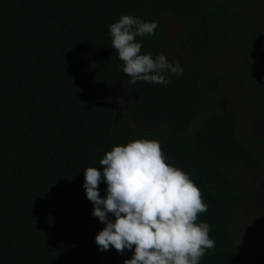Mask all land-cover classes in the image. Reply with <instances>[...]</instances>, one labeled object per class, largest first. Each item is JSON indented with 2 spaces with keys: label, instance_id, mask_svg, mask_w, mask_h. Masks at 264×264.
Masks as SVG:
<instances>
[{
  "label": "trees",
  "instance_id": "trees-1",
  "mask_svg": "<svg viewBox=\"0 0 264 264\" xmlns=\"http://www.w3.org/2000/svg\"><path fill=\"white\" fill-rule=\"evenodd\" d=\"M121 15L156 21L155 35L136 38L142 54L164 53L183 75L130 84L109 35ZM263 17L264 0H0V264H105L84 170L136 140L158 141L208 205L197 223L215 247L200 264H264L235 227L249 193L232 169L261 168L259 142L237 137L238 113L215 103L231 73L206 67L236 46L231 72L248 80L249 108L264 119Z\"/></svg>",
  "mask_w": 264,
  "mask_h": 264
},
{
  "label": "clouds",
  "instance_id": "clouds-1",
  "mask_svg": "<svg viewBox=\"0 0 264 264\" xmlns=\"http://www.w3.org/2000/svg\"><path fill=\"white\" fill-rule=\"evenodd\" d=\"M156 21L121 15L109 25L112 49L122 61L130 84L138 81L167 86L168 75L180 77L183 67L164 53L142 54L137 37L155 35ZM158 141L136 140L115 146L100 160V170H84L83 188L93 204L92 215L104 225L95 236L101 252H133L124 264H200L209 249L211 227L197 223L208 210L189 175L166 163ZM106 185L101 198L99 185Z\"/></svg>",
  "mask_w": 264,
  "mask_h": 264
},
{
  "label": "rangeland",
  "instance_id": "rangeland-1",
  "mask_svg": "<svg viewBox=\"0 0 264 264\" xmlns=\"http://www.w3.org/2000/svg\"><path fill=\"white\" fill-rule=\"evenodd\" d=\"M264 18V17H263ZM235 48H229L226 55L231 57L235 52ZM222 55L224 56L225 54ZM179 54L176 50L171 52V58L177 59ZM215 63V62H214ZM209 64L208 68H214ZM262 73V71H261ZM247 86L246 82H234L229 85L227 91L221 94L219 102L221 105L233 106L238 113L245 117V110L241 108L240 96L245 93ZM245 124V121H243ZM264 133V129H263ZM234 171V182L243 190L247 191L251 198L248 199L237 212V225L235 227L240 229L241 243L243 246L253 252L264 254V170L251 173L242 174L235 172L236 167H232ZM132 251L125 250L123 254L118 253L115 249L104 251L105 264H124V261L131 259Z\"/></svg>",
  "mask_w": 264,
  "mask_h": 264
},
{
  "label": "flooded vegetation",
  "instance_id": "flooded-vegetation-1",
  "mask_svg": "<svg viewBox=\"0 0 264 264\" xmlns=\"http://www.w3.org/2000/svg\"><path fill=\"white\" fill-rule=\"evenodd\" d=\"M172 22H171L172 25H171L170 37L168 39L170 40V42L172 41V43H170V45L172 46L171 52L173 50H176V52L179 54L178 58H180V56L182 54V52L178 51V49L181 47L180 45H178L179 44L178 38L180 36V30ZM263 23H264V21H263ZM229 48H235V46L229 47ZM229 48L223 49L222 52H223V54H225L224 56L222 55V53L217 52V54H220L221 56H216L215 58H213V60H209L207 62L206 67H208L209 64H212V66L215 65V67L213 69H215L217 67H220L222 69L225 68L226 71H229V73H231L230 74L231 78H228L226 80L225 88H224V90H222L221 94L224 91H227L229 85L234 83V82H238V81L246 82L247 88L245 90V93L240 96V102H238V103H240L241 108L245 110V117L246 118H243L238 113L237 109L234 108L236 113H238V116L240 117L239 127H238L236 135H237V137H239L241 140L245 141L248 144L249 143H258L259 142L258 143L259 145L256 148V152L259 154V156H261L262 159H264V133H263L264 119L257 118L255 113H254V109L253 108L252 109L249 108L248 100H250V99L248 98V93H249L248 80L247 79H243L244 78L242 76L243 74H239V76H242V78H234V76H238V75L237 74H233L231 72L232 69L234 68L232 66V62L236 61V58H235L236 54H233L230 58L227 57V55H226L227 53H225V52H227ZM236 51H238V48L235 49V52ZM221 57H223V59ZM237 67H238V65H237ZM261 71H262V73H261ZM259 75L263 79V82H264V67H262L259 70ZM221 94H220V96L216 97L215 103L218 104V105H221V103L219 102ZM223 105H225V104H223ZM225 106L226 107H231V106H227V105H225ZM232 108H233V106H232ZM243 121H245V124H243ZM261 170H264V164L261 166V168H258L255 171H253V173L261 171ZM250 198H251V196H250V194H248V197L246 198L245 202L248 199H250Z\"/></svg>",
  "mask_w": 264,
  "mask_h": 264
}]
</instances>
